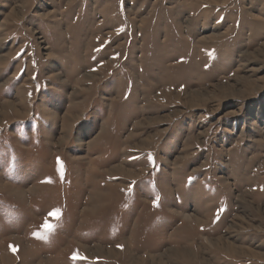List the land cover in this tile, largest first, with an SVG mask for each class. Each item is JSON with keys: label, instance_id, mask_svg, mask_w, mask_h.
<instances>
[{"label": "rangeland", "instance_id": "374dc122", "mask_svg": "<svg viewBox=\"0 0 264 264\" xmlns=\"http://www.w3.org/2000/svg\"><path fill=\"white\" fill-rule=\"evenodd\" d=\"M0 264H264V0H0Z\"/></svg>", "mask_w": 264, "mask_h": 264}, {"label": "snow or ice", "instance_id": "6c2138e0", "mask_svg": "<svg viewBox=\"0 0 264 264\" xmlns=\"http://www.w3.org/2000/svg\"><path fill=\"white\" fill-rule=\"evenodd\" d=\"M154 203H155V201H154ZM48 215L53 217V218H59L60 212L58 209H54L51 212H49ZM54 227L55 226L52 223H50L46 217L44 224L41 225L43 232H37V233H34V235H37L39 238L46 239L47 233L51 232L54 229ZM73 258L74 259L76 258L75 254H74Z\"/></svg>", "mask_w": 264, "mask_h": 264}]
</instances>
